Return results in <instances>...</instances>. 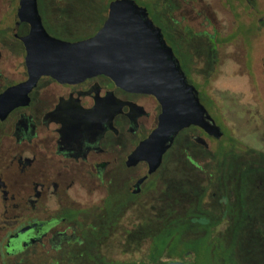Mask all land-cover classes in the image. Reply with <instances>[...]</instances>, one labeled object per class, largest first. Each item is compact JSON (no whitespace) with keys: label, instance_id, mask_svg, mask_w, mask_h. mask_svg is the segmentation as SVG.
Here are the masks:
<instances>
[{"label":"flooded vegetation","instance_id":"obj_1","mask_svg":"<svg viewBox=\"0 0 264 264\" xmlns=\"http://www.w3.org/2000/svg\"><path fill=\"white\" fill-rule=\"evenodd\" d=\"M114 1L36 0V6L49 35L77 42L98 33ZM135 1L147 8L162 29L188 82L196 87L224 135L217 138L196 125L182 129L161 167L150 174L146 160L137 163L131 156L159 125L162 105L156 96L125 89L104 74L73 83L43 75L30 91L15 95L14 100L22 103L6 114L7 102L0 106V264H97L96 259L88 261L87 248L99 256L98 248L113 246L116 241L128 246L132 215L135 225L139 222L136 215L145 212L156 197L176 203L175 190L168 193L167 174L168 165L175 171L173 166L179 160L209 166L224 148L241 167H259L256 158L264 150L256 152L217 120L212 94L197 81L200 74L189 69L192 61L204 66L203 83L210 85L226 44L211 39L213 30L217 28L219 37L229 42L243 37H232L236 30L221 33L211 9L213 0H170L167 9L147 5L150 1ZM219 3L235 17L236 8L244 12L243 24L252 37L264 35V0ZM86 5L95 9L89 14ZM33 9L25 0H0V96L30 77L23 38L32 34ZM202 13L203 29L198 31L194 23ZM174 22L203 34L204 46H186ZM261 39L260 71L250 74L264 85V36ZM245 51L251 70L253 53L248 44ZM259 126L264 134V120ZM232 138L240 142L235 148ZM232 149L233 154L229 152Z\"/></svg>","mask_w":264,"mask_h":264},{"label":"water","instance_id":"obj_2","mask_svg":"<svg viewBox=\"0 0 264 264\" xmlns=\"http://www.w3.org/2000/svg\"><path fill=\"white\" fill-rule=\"evenodd\" d=\"M25 3L34 6L32 34L23 38L30 77L0 96V106L4 101L8 105L3 114L22 103L14 100L15 95L30 91L43 75L73 83L104 74L125 89L153 94L162 105L158 127L131 156L137 163L146 160L150 174L161 167L165 153L182 129L196 125L217 138L224 135L201 102L196 87L188 82L162 29L155 25L147 8L135 0L112 2L109 17L98 33L77 42L49 35L42 27L36 0ZM164 264L188 263L174 260Z\"/></svg>","mask_w":264,"mask_h":264},{"label":"trees","instance_id":"obj_3","mask_svg":"<svg viewBox=\"0 0 264 264\" xmlns=\"http://www.w3.org/2000/svg\"><path fill=\"white\" fill-rule=\"evenodd\" d=\"M86 6L89 14L95 9ZM232 142L234 148L240 143L236 138ZM251 152L255 156L257 151H247V154ZM258 156L259 167L252 170L249 165L241 167L220 148L213 157L216 175L210 179L209 187L201 177L202 172L207 173L205 166L179 160L178 164L184 168L179 173L169 164L168 193L170 189L175 190L176 203L170 198L156 197L147 204L145 212L136 215L139 222L135 225V215H132L128 246L116 241L113 246L98 248L99 256L93 255V248L89 247L88 261L96 259L97 264H164L174 260L188 264H264V152ZM221 171L225 174L219 175ZM211 188L215 190L212 194ZM153 207L158 209L154 211ZM127 251L130 255L144 251L145 259L113 257Z\"/></svg>","mask_w":264,"mask_h":264},{"label":"rangeland","instance_id":"obj_4","mask_svg":"<svg viewBox=\"0 0 264 264\" xmlns=\"http://www.w3.org/2000/svg\"><path fill=\"white\" fill-rule=\"evenodd\" d=\"M142 1H150L149 4L145 3V5L147 4L150 6L159 4L158 7L162 9H167L168 4L170 3V0H138L141 4ZM219 1L213 0L214 3L211 9L217 16L215 21L220 27L221 33L227 35L236 30L232 37H237L239 35L242 36L243 39H234L229 42L227 41V38H220L222 36L220 35V32L217 31V28H212V30H214L211 39L217 42L216 38H219V42L222 43L226 41V44L223 45L225 48L222 50V61L218 67L217 76L212 79L210 85L206 86V84L203 83L205 74H207V70L204 71V66H197L196 63L192 61L189 64V69L197 75L200 74V77H197V81L202 86H205L207 91L212 94V97L215 100L214 109L219 116L217 120H220L234 137L239 138L251 146L250 148L255 149V151L259 150L260 152V150H264V134L260 133V129L262 128L259 126V123L264 120V85L258 80L257 82L254 81L255 78L250 72L255 71V73L257 72L259 74L258 57L262 51L260 49V47H262L260 39L264 35L261 33V35L256 36V38L252 37L251 32L247 31L249 27H246V25L244 26L243 24V22L245 23L246 21L243 16L244 12L241 9L238 10L236 8L235 11L237 12L238 17H235L233 12L229 8L222 7ZM198 9L199 7L195 6V12H197ZM203 14L204 13L195 19L194 24L198 31L203 29L201 26L203 23ZM253 15H255V12ZM240 22H242V25L237 30ZM174 24L176 25L175 27H178L180 32L182 31V34L180 35L184 39L186 46H204L205 41L202 39L203 34L196 32V30L184 29L179 22H174ZM246 44L249 45L251 54L253 53V55H250L253 59L251 62V70H249L247 66V58L245 55ZM238 52H240V54H237ZM238 150L239 148H237V151ZM232 151L233 154L235 150L232 149ZM256 159L259 160L261 158L258 156ZM211 162L212 163H209V166H205L207 173H201L202 180L205 182L207 181L206 187L210 186V179L216 175L214 172L216 166L213 158ZM173 167L175 169L174 172L178 171L181 173L184 170L183 166L180 167L179 164H176ZM218 174L224 175L225 173L224 171H221ZM212 192H215V190L211 188L210 193L212 194ZM113 257L121 260L133 258L141 261L145 259V253L144 251H136L130 255L129 253L122 252L121 254H115Z\"/></svg>","mask_w":264,"mask_h":264}]
</instances>
